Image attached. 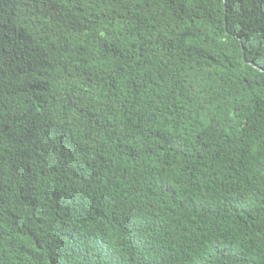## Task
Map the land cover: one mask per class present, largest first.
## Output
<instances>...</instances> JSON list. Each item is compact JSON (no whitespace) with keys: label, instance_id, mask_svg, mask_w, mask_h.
Returning <instances> with one entry per match:
<instances>
[{"label":"trees","instance_id":"1","mask_svg":"<svg viewBox=\"0 0 264 264\" xmlns=\"http://www.w3.org/2000/svg\"><path fill=\"white\" fill-rule=\"evenodd\" d=\"M0 264H264V0H0Z\"/></svg>","mask_w":264,"mask_h":264}]
</instances>
